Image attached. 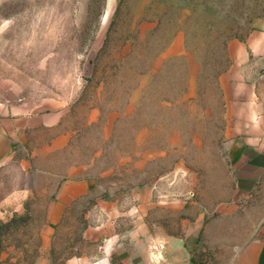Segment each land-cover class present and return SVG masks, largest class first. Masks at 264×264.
<instances>
[{
    "label": "rangeland",
    "instance_id": "374dc122",
    "mask_svg": "<svg viewBox=\"0 0 264 264\" xmlns=\"http://www.w3.org/2000/svg\"><path fill=\"white\" fill-rule=\"evenodd\" d=\"M262 25L264 0H0V98L62 115L0 170L27 218L0 264H156L178 257L163 227L227 264L264 219V178L229 161L223 83Z\"/></svg>",
    "mask_w": 264,
    "mask_h": 264
},
{
    "label": "crops",
    "instance_id": "0c3cea01",
    "mask_svg": "<svg viewBox=\"0 0 264 264\" xmlns=\"http://www.w3.org/2000/svg\"><path fill=\"white\" fill-rule=\"evenodd\" d=\"M231 55L233 64L223 83L227 154L234 169L244 173V179L259 182L264 178V25L234 40ZM61 117L58 111L35 109L22 99L0 98V170L13 157L16 143L26 134L52 128ZM62 196L66 197L67 193L63 192ZM7 202L8 199L0 202L2 220L12 217L7 214ZM161 231L169 236L167 251L170 247L176 249L178 257H167L156 264H198L193 257L197 249L187 237L170 234L165 227ZM154 233L155 228L148 230L145 226L135 230L136 235L150 240ZM114 236L117 233L111 232L109 239H115ZM228 247L232 255L227 264H264V219L251 237L236 239Z\"/></svg>",
    "mask_w": 264,
    "mask_h": 264
},
{
    "label": "trees",
    "instance_id": "16d2710c",
    "mask_svg": "<svg viewBox=\"0 0 264 264\" xmlns=\"http://www.w3.org/2000/svg\"><path fill=\"white\" fill-rule=\"evenodd\" d=\"M25 220H27L25 214L23 215L15 214L7 221L0 220V251L3 249L2 242H3V237L6 235V233H9L10 230L14 229V227L17 228L19 222Z\"/></svg>",
    "mask_w": 264,
    "mask_h": 264
}]
</instances>
